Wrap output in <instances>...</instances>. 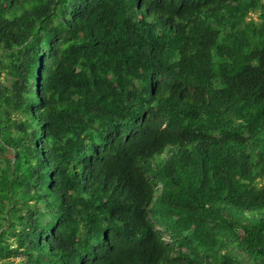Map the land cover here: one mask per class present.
Listing matches in <instances>:
<instances>
[{
    "label": "trees",
    "instance_id": "trees-1",
    "mask_svg": "<svg viewBox=\"0 0 264 264\" xmlns=\"http://www.w3.org/2000/svg\"><path fill=\"white\" fill-rule=\"evenodd\" d=\"M0 264H264V0H0Z\"/></svg>",
    "mask_w": 264,
    "mask_h": 264
},
{
    "label": "rangeland",
    "instance_id": "rangeland-1",
    "mask_svg": "<svg viewBox=\"0 0 264 264\" xmlns=\"http://www.w3.org/2000/svg\"><path fill=\"white\" fill-rule=\"evenodd\" d=\"M32 115H33V112H32ZM12 261H14V262H18L19 260H18V259H13Z\"/></svg>",
    "mask_w": 264,
    "mask_h": 264
}]
</instances>
